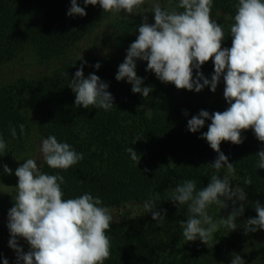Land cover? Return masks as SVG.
I'll use <instances>...</instances> for the list:
<instances>
[{
    "label": "trees",
    "instance_id": "trees-1",
    "mask_svg": "<svg viewBox=\"0 0 264 264\" xmlns=\"http://www.w3.org/2000/svg\"><path fill=\"white\" fill-rule=\"evenodd\" d=\"M157 1L169 11H183L177 7L178 0ZM77 4L85 8L86 16L67 15L71 0H0V63L12 62L27 50L35 51L43 61H58L46 76L21 78L0 86V135L7 144L0 152V190L12 182L19 158L30 145L32 128L27 120L33 115L35 130L42 139L55 136L58 142H66L83 154L84 158L67 170L40 164L43 173L64 177L61 189L65 199L89 193L102 201L99 206L112 211L129 205L138 207L137 216L112 222L106 233L111 255L104 264H231L233 253L239 254L245 264H264V229L247 235L244 228L232 232L218 229L208 245L199 239L187 242L179 221H186L188 206L169 201L177 184L194 180L199 190L210 183L213 174L222 179L227 170L217 171L211 166L218 154L200 138L211 121L206 120L196 133L187 127L188 120L200 110L211 114L229 106L223 97V78L215 93L209 87L199 93L178 90L146 71V61L137 60L142 87L151 86L153 91L147 98L134 94L126 79L117 81L115 76L138 36L143 15L113 24L114 54L73 58L69 52L111 15L99 4L85 6L83 0H77ZM237 4L238 0H213L211 16L223 27L225 48L231 47L230 27ZM148 22L154 23V19L148 18ZM85 61V78L94 73L109 85L114 106L108 111L93 106L85 109L74 103L75 93L68 85ZM97 62L99 69L94 67ZM200 70L211 79L213 62L205 63ZM10 127L16 129L15 138ZM242 136V144L222 142L220 149L233 163L238 185L247 193L242 215L245 223L257 215L254 202L264 206V169L257 168L255 155L264 149V142L257 140L251 129ZM128 147L140 155L138 165L131 160ZM3 165L13 170L11 175L3 173ZM247 178H251V185L245 184ZM148 200L154 202L157 211L166 210L162 223L145 210ZM213 211L214 203L207 208L212 218ZM255 235L257 241L250 238ZM4 258L11 264L0 236V264Z\"/></svg>",
    "mask_w": 264,
    "mask_h": 264
},
{
    "label": "clouds",
    "instance_id": "clouds-1",
    "mask_svg": "<svg viewBox=\"0 0 264 264\" xmlns=\"http://www.w3.org/2000/svg\"><path fill=\"white\" fill-rule=\"evenodd\" d=\"M83 3L85 6L99 4L103 12L130 15L145 0H83ZM212 4L213 0H178L177 7L182 8V12L154 4V23L148 22L147 15L142 16L138 36L127 49L115 76L117 81L126 79L132 85L131 91L144 98L153 88L142 87L143 78L136 72L137 60L146 61V71L153 72L162 83L173 84L178 90L199 93L209 87L215 93L223 78V97L229 106L211 114L202 109L188 120L187 127L196 133L204 127L206 120L211 121L200 138L218 154L211 166L217 171L226 168L227 174L222 179L213 174L210 183L199 190L194 180H185L177 184L169 198L175 204L188 206L186 221H179L183 238L187 242L199 239L206 245L220 225L229 232L237 230L236 220L243 215V202L247 200L243 188L231 187L229 177L235 174V168L221 151V143L240 145L245 139L242 132L249 129L253 130L257 140L264 142V0H238L234 23L230 27V48L223 47L225 33L222 25L212 19ZM67 15L83 17L87 13L77 0H71ZM210 60L214 72L208 79L200 69ZM86 63L81 64L68 85L75 93L74 103L85 109L93 106L108 111L114 106L109 85L94 73L85 78L83 68ZM94 67L99 69L101 65L97 62ZM184 114L187 115V111ZM19 128L23 134L24 125ZM10 132L15 138L16 129L10 127ZM6 147L0 135V152ZM126 151L138 165L140 155L131 147ZM39 153L42 162L52 169L67 170L84 158L82 153L66 142H58L52 135L41 141ZM255 155L258 157L257 168L264 169V149ZM12 171L3 165V173L11 175ZM15 176L18 178L17 195L8 211L7 227L9 247L16 252L17 264H104L110 258L111 241L106 233L112 226L113 216L110 209L99 206L102 201L98 197L85 193L65 199L61 189L64 177L43 173L37 159H26L15 170ZM244 182L252 184L251 178ZM237 200L241 202L239 207H233L219 223L207 212L213 203L226 208L227 201L235 205ZM254 207L257 215L243 224L245 235L264 229V206L256 201ZM144 208L158 224L167 215L166 210L157 211L151 200L144 203ZM18 238L27 242L29 251L24 252ZM3 264H9V261L4 258ZM231 264H245V261L233 253Z\"/></svg>",
    "mask_w": 264,
    "mask_h": 264
},
{
    "label": "rangeland",
    "instance_id": "rangeland-1",
    "mask_svg": "<svg viewBox=\"0 0 264 264\" xmlns=\"http://www.w3.org/2000/svg\"><path fill=\"white\" fill-rule=\"evenodd\" d=\"M159 3L157 0H145V3L138 9L134 10L132 14H125L124 12L111 15L104 20L91 34L85 37L76 47H74L68 54L69 57L81 58V57H105L115 53L114 46V30L113 24L118 20L128 19L135 15H147L149 19H154L152 13V7L154 4ZM160 4V3H159ZM163 8V6L160 4ZM58 61L49 60L43 61L35 51L27 50L22 53L18 58L9 63H0V86L13 83L21 78H34L43 77L51 73L56 67ZM28 124L32 128L30 135V145L27 147V151L19 158V162L16 169L21 166L26 159H37V164L40 165L42 158H40L39 148L41 141L43 140L35 130V123L33 115L28 116ZM227 174V170L223 173V176ZM231 187H240L238 185V175L235 171L234 175L229 177ZM18 184V178L14 175V178L10 184H7L0 190V236L3 238V244L11 257V264H17L16 252L9 247L10 232L7 227L8 224V211L14 205L15 197L17 195L16 186ZM227 207L222 208L221 205L214 203L213 221L219 223L220 218H226L233 210V207H239L240 201L237 200L233 205L232 201H227ZM113 216L112 222H121L137 216L139 210L137 206L129 205L121 210H110ZM238 228L235 231L243 228L244 220L242 216H239L236 220ZM220 230H227L225 226L220 225ZM253 241H257V237H250ZM19 245L23 248L24 252L29 251V245L22 238H18ZM22 264V262H21Z\"/></svg>",
    "mask_w": 264,
    "mask_h": 264
}]
</instances>
